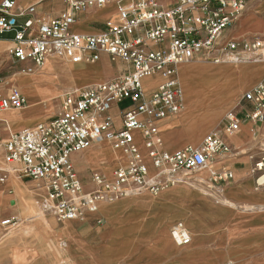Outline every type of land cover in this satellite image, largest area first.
<instances>
[{"label": "built area", "instance_id": "2783aa9c", "mask_svg": "<svg viewBox=\"0 0 264 264\" xmlns=\"http://www.w3.org/2000/svg\"><path fill=\"white\" fill-rule=\"evenodd\" d=\"M64 3L65 8L54 16L34 18L35 5L24 12L33 18L26 22L25 31L16 32L8 50L17 61L32 62L26 68L28 73L40 69L49 56L79 64L95 63L106 54L111 61H123L129 67L117 79L65 93L57 115L12 133L5 144L6 166L0 169V190L12 176L20 181L41 182L56 220L65 223L97 212L101 202H114L143 192L156 194L168 185L187 180L192 173L211 167L219 156L230 152L223 133L233 134L240 129L241 122L234 111L228 112L221 129L209 133L200 145H188L176 152L164 149L158 123L183 110V88L177 74L180 64L222 63L227 53L237 50L254 53L256 59L264 60L262 37L222 43L224 31L244 11L246 0H64ZM112 4L117 7V17L106 21L102 31L84 34L74 29L79 13ZM18 16L16 0H3L0 34L15 30ZM34 29L36 34L32 35ZM239 60L235 56L231 61ZM2 66L0 57V82L10 84L9 94L0 99V109H21L26 97L20 87L3 78ZM156 75L165 79L147 95L144 80ZM242 100L253 105L247 117L263 122L264 79L247 90ZM123 101L130 106L123 110L121 128H117L109 112ZM136 131L143 137V150L136 142ZM102 140L120 149L126 161L111 176L98 165L90 164L92 186L87 189L74 156L84 154ZM214 167V180L232 178L230 172L220 173ZM254 170L257 183L264 186V155L254 162ZM16 223L14 219L2 221L4 226ZM171 236L180 247L192 240L182 221L172 226Z\"/></svg>", "mask_w": 264, "mask_h": 264}, {"label": "crops", "instance_id": "0c3cea01", "mask_svg": "<svg viewBox=\"0 0 264 264\" xmlns=\"http://www.w3.org/2000/svg\"><path fill=\"white\" fill-rule=\"evenodd\" d=\"M32 5L36 7L34 18L54 16L65 8L64 0L39 3L37 0H16L17 26L11 32L0 34L1 75L11 85L20 87L26 97V104L21 109H0V169L6 166L5 144L12 133L33 127L47 120L48 115H57L65 93L117 79L129 67L123 61H111L106 54L95 63L79 64L49 56L44 68L28 73L26 68L32 62L17 61L8 49L12 47L16 32L25 31L26 22L33 18L24 13ZM116 12L115 4L89 8L78 14L75 30L84 34L98 33L105 28L106 21L117 17ZM90 23L94 26H89ZM31 34L35 35L36 30ZM250 37L264 38V0H246L244 11L224 31L222 43ZM235 56L240 60L233 64L231 60ZM196 66L186 64L180 71L178 67L179 79L181 72ZM218 69L236 75L238 93L253 88L264 79V60L243 50L227 53L224 64ZM164 79L163 75L145 78L147 95ZM9 91L10 84L0 82V99ZM242 97L234 105L240 104L236 111L240 129L233 134L223 133L231 148L229 153L219 156L211 167L192 173L187 180L168 185L156 194L143 192L114 202H101L97 212L61 223L59 233L63 251L76 264H264V186L257 183L254 170V162L264 155V121L247 117L253 105ZM47 100L51 107L47 106ZM128 106L130 103L123 101L110 110L117 128H121L122 112ZM183 111L184 107L178 115L158 123L163 147L170 152L198 145L209 133L221 129H216V123L195 129L192 117L182 114ZM136 134L138 146L145 149L141 133L136 131ZM108 148L110 153L106 152ZM80 156L88 159L89 166L94 164L93 159L101 157L103 166L99 167L107 176L126 161L122 151L113 149L106 142H98L84 154L75 155V160ZM212 167L220 173L230 172L232 178L214 180ZM14 180L18 179L12 176L0 190V235L4 228L2 221L20 216L18 211L7 206ZM25 181L33 180L20 182ZM179 221L192 236L191 243L183 247L171 236L172 226ZM5 248L0 254L14 250V246ZM39 252L43 255L40 264H46L45 252L41 249Z\"/></svg>", "mask_w": 264, "mask_h": 264}, {"label": "rangeland", "instance_id": "374dc122", "mask_svg": "<svg viewBox=\"0 0 264 264\" xmlns=\"http://www.w3.org/2000/svg\"><path fill=\"white\" fill-rule=\"evenodd\" d=\"M89 26H94V24L90 23ZM74 29L77 30V27ZM224 62L191 61V63L186 62L179 66L180 71L186 64L197 65L180 73V80L185 90L182 114L185 113L187 117H192L195 129L198 127L207 128L214 123L218 125L216 129L221 128L226 114L230 111L236 112L240 107V104L236 107L234 105L241 100L246 90L238 93L236 91L238 86L236 75L232 71L218 69ZM47 106L51 107L49 101ZM55 115H48L46 118L50 119ZM100 158L93 159L92 163L103 166L100 164ZM76 160L78 171L85 181L86 188L89 189L91 181L88 159L80 156ZM13 182L14 189L8 197L7 206L18 211L20 216L15 219L17 224L14 226L5 225L2 226L4 228H1L0 250L3 247L9 249V246H14L13 251L0 254L1 263L40 264L43 257L39 252L41 249L45 252L46 264H76L63 251V240L59 233L61 223L56 220L51 206L46 200V192L41 182L25 181L22 183L18 180Z\"/></svg>", "mask_w": 264, "mask_h": 264}, {"label": "bare ground", "instance_id": "6f19581e", "mask_svg": "<svg viewBox=\"0 0 264 264\" xmlns=\"http://www.w3.org/2000/svg\"><path fill=\"white\" fill-rule=\"evenodd\" d=\"M47 61H48V59H46L44 65H43L40 69L44 68V66L46 65ZM182 64H183V63H182ZM180 65H181V64H180ZM180 65H179V66H180ZM180 82H181V80H180ZM181 85H182V82H181ZM182 88H183V97H184V104H185V90H184L183 85H182ZM35 112H36V111H35ZM101 142H106V143L109 144V142H107V141H105V140H102ZM101 142H100V143H101ZM109 146H111V145L109 144ZM111 147H112V146H111ZM113 149H115V148H113ZM115 150H117V151H121L120 149H115ZM106 152H107V153H110V148L106 149ZM100 204H101V203H100ZM100 204H99V205H100Z\"/></svg>", "mask_w": 264, "mask_h": 264}]
</instances>
